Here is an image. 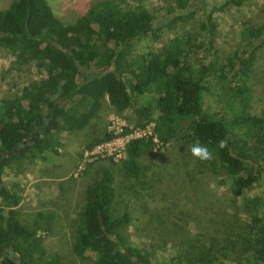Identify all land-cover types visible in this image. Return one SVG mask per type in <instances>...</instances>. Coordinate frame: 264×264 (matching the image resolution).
I'll list each match as a JSON object with an SVG mask.
<instances>
[{
	"label": "trees",
	"instance_id": "obj_1",
	"mask_svg": "<svg viewBox=\"0 0 264 264\" xmlns=\"http://www.w3.org/2000/svg\"><path fill=\"white\" fill-rule=\"evenodd\" d=\"M243 1L230 3L240 5ZM188 2L174 0L165 8L166 13L179 11L167 20L169 24L193 15ZM151 19L145 7L120 0H98L68 23L54 14L46 0H14L8 8L0 9V49L16 55L18 63L34 64L44 71L14 96L0 99V199L7 207H0L2 264H15L2 249L18 255L20 264H60L58 255L44 257L42 246L18 220L15 208L22 189L4 184L1 173L36 150L43 152L42 159H49L48 154L58 153L65 131L93 128L105 96L116 112L131 106L132 96H147L157 112L156 133L125 143L126 156L119 160V170L129 183L137 185L144 179L147 154L159 143L163 146L172 141L198 142L207 147L213 156L209 163L227 172L233 196L244 194L264 174V111L252 113L244 94L245 52L232 54L219 65L211 58L206 68L196 66L195 54L200 50L211 56L214 26L210 23L205 25L203 39L182 43L174 37L169 41L175 50L166 47L156 53L133 54L135 40L159 35L160 27ZM261 34L258 28L250 27L243 38L253 41ZM233 60L237 67L229 65ZM211 71L226 86L235 88L238 97L231 96L229 118L210 119L202 109L204 73ZM229 72L233 74L230 78ZM186 122L190 128L184 131ZM113 137L112 132L105 131L85 147L91 149ZM84 197L72 251L78 256L90 254L96 264H264V215L251 221V230L238 232L234 240L237 252L226 261L229 255H217L207 244L190 240L183 249L177 245L169 260L155 261L153 253L131 240L129 226L134 217L129 199L118 211L109 169H102L100 178L86 187ZM32 217V225L40 224L46 232L55 225L54 212L38 211Z\"/></svg>",
	"mask_w": 264,
	"mask_h": 264
},
{
	"label": "rangeland",
	"instance_id": "obj_2",
	"mask_svg": "<svg viewBox=\"0 0 264 264\" xmlns=\"http://www.w3.org/2000/svg\"><path fill=\"white\" fill-rule=\"evenodd\" d=\"M13 1L0 0V9L8 8ZM46 1L54 14L68 23L86 13L98 0ZM120 1L129 6L145 7L151 22L160 27L158 36L148 35L135 40L133 54L156 53L166 47L175 50L169 41L174 37L182 43L195 42L197 37L203 39L205 25L211 23L214 26L211 56L200 50L195 54L198 59L195 65L206 68L211 58L219 65L226 57L245 52L244 94L248 95L252 113L264 111V0H244L240 5L224 3L213 10L210 22L201 5L192 11L188 20L173 24L167 22L165 8L174 0ZM250 27L259 29L262 33L259 39L247 41L243 38V32ZM234 62L229 65L237 67ZM42 75L44 71L34 64H20L16 55L0 49V99L14 96L23 85ZM204 75L206 89L201 102L205 116L229 118L231 96L238 97L235 88L226 86V82L212 71ZM227 75L233 76L232 72ZM148 101L147 96H132L131 106L116 112L105 96L93 128L65 131L58 153L48 154L49 159H42L43 152L36 150L22 163L7 167L1 173L4 184L18 185L22 189L21 201L15 208L16 216L42 246L45 258L58 255L60 264H96L90 254H74L72 245L78 213L85 203V189L100 178L104 167L113 175L118 211L129 199L134 217L129 226L131 240L153 253L155 261L169 260L177 251V245L180 249L186 247V240L203 242L217 255H229L224 259L226 261L237 252L234 240L238 232L251 230L254 225L251 221L264 215V174L244 194L233 196L229 190V177L222 167H213L209 160L202 164L192 156L191 148L198 142L172 141L163 146L159 143L146 156L148 170L144 179L137 185L127 182L119 170V160L126 156L122 148L125 138L150 132L153 135L157 130V112ZM145 109L148 113L143 112ZM189 125L186 122L184 131L190 128ZM105 131L112 132L114 137L91 149L85 147L88 141ZM238 136L243 137L240 133ZM0 207L7 208L1 199ZM38 211L56 214L51 231H44L40 224L32 225V215ZM227 220L230 221L226 223ZM221 222L222 226L219 225Z\"/></svg>",
	"mask_w": 264,
	"mask_h": 264
},
{
	"label": "flooded vegetation",
	"instance_id": "obj_3",
	"mask_svg": "<svg viewBox=\"0 0 264 264\" xmlns=\"http://www.w3.org/2000/svg\"><path fill=\"white\" fill-rule=\"evenodd\" d=\"M224 3H230V0H189L188 5H192L191 6V11H193L194 9L200 7L201 5L204 6V16L207 18V16L213 12V10L217 9V7L222 6ZM187 8L185 7L183 10H185L184 12H187ZM179 11H176L175 13H167L165 16L167 17V19H172L175 17L176 13H178ZM169 22V21H167ZM2 251H4V253H6L7 255H12L14 254L12 251H7L6 249H2ZM14 261V260H13ZM15 262V261H14Z\"/></svg>",
	"mask_w": 264,
	"mask_h": 264
},
{
	"label": "clouds",
	"instance_id": "obj_4",
	"mask_svg": "<svg viewBox=\"0 0 264 264\" xmlns=\"http://www.w3.org/2000/svg\"><path fill=\"white\" fill-rule=\"evenodd\" d=\"M191 154L195 160L200 162H205L212 159V153L209 151V149L199 144H196L191 148Z\"/></svg>",
	"mask_w": 264,
	"mask_h": 264
},
{
	"label": "built area",
	"instance_id": "obj_5",
	"mask_svg": "<svg viewBox=\"0 0 264 264\" xmlns=\"http://www.w3.org/2000/svg\"><path fill=\"white\" fill-rule=\"evenodd\" d=\"M147 135H152V134H151V132H150V133H147V134H146V133H145V134H142V135L135 134V135H132V136L126 137L124 143L122 144V148L125 150V143H126L129 139L134 138V137L147 136ZM153 140H154L155 142L158 141L157 138H156L155 136L153 137ZM99 145H101V144H99ZM99 145H97V146H99ZM106 145L108 146L109 143H107ZM102 146H103V145H102ZM125 153H126V151H125ZM120 159H121V158H120Z\"/></svg>",
	"mask_w": 264,
	"mask_h": 264
},
{
	"label": "water",
	"instance_id": "obj_6",
	"mask_svg": "<svg viewBox=\"0 0 264 264\" xmlns=\"http://www.w3.org/2000/svg\"><path fill=\"white\" fill-rule=\"evenodd\" d=\"M99 218H100V222H102V218L101 215L98 214ZM11 258L15 261V264H20V257L16 254H12Z\"/></svg>",
	"mask_w": 264,
	"mask_h": 264
}]
</instances>
